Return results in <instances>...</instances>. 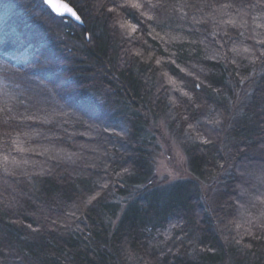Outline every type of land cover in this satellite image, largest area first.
I'll return each mask as SVG.
<instances>
[{"label":"trees","instance_id":"trees-1","mask_svg":"<svg viewBox=\"0 0 264 264\" xmlns=\"http://www.w3.org/2000/svg\"><path fill=\"white\" fill-rule=\"evenodd\" d=\"M64 1L68 48L12 14L33 57L0 52V264H264V0ZM153 118L190 178L158 184Z\"/></svg>","mask_w":264,"mask_h":264},{"label":"rangeland","instance_id":"rangeland-1","mask_svg":"<svg viewBox=\"0 0 264 264\" xmlns=\"http://www.w3.org/2000/svg\"><path fill=\"white\" fill-rule=\"evenodd\" d=\"M35 1V4L34 2ZM37 0H0V29L6 24L5 30L3 32H0V36L3 40L0 41V52L2 54H6L9 56L12 60H14L13 65H21L22 63L28 62L32 57V45L29 40H22L20 35V32H16L17 27H11L10 32H6L8 26H9V17L14 14V18L20 17V20L22 23L26 26L25 31L26 32H33L38 35L44 36L48 39V44L53 47V49H62L67 45V48L69 46V43L65 42L66 35L64 34V31L68 29H73L74 26L72 25L76 24L71 19L62 18L56 16L43 2L46 8L49 9V12H45L42 9V4H37L36 8V2ZM169 0H166L168 2ZM29 4L36 8L34 12V16H37L34 20L27 19V15L25 13V9L22 7V4ZM155 4V3H152ZM164 6L171 7V4L165 3ZM175 6V5H174ZM173 6V7H174ZM11 8H14L12 11ZM157 11L163 12V9L165 10V7H155ZM172 8V7H171ZM165 12H167L165 10ZM52 16H54L57 20L53 19ZM163 16V15H162ZM13 17V16H12ZM164 17V16H163ZM167 17V16H165ZM73 23V24H72ZM39 25L38 29H29L30 26ZM79 25V24H77ZM129 25V23L124 22L123 25L121 24L122 29L126 28ZM83 26V25H79ZM29 29V31H28ZM133 31L131 28V33H134L137 31ZM33 30V31H32ZM15 31V32H13ZM12 36L14 38V41H11V43H7L6 40L8 36ZM16 37V38H15ZM87 38L89 40V36L87 35ZM16 63V64H15ZM160 78L162 81H164L165 76H163V72H160ZM162 76V77H161ZM166 81V79H165ZM170 82V81H168ZM31 91H34L32 95H41L42 91L38 90V88L31 89ZM38 92V93H36ZM28 93V90L26 91V94ZM23 97H26L24 95ZM36 99L39 98V96L35 97ZM39 106L40 109L42 107H46L47 105H43L42 103ZM233 110V108H232ZM48 113V112H47ZM52 115V116H51ZM50 116L55 119V112H52ZM169 115V114H168ZM52 119L51 121H55ZM171 120V119H170ZM227 124V121L224 122ZM150 134L149 137L152 138L153 148L151 149L154 155V175L157 178V182L161 186H167L174 182H177L178 180L182 179H188L190 178V172L187 162V156L183 149V144L191 140V137L186 135L187 139H182V135L179 134L178 129L174 130L171 128L170 123L167 121L166 118H156L152 119L150 123L149 128ZM68 158V157H67ZM70 158V157H69ZM261 196H258L256 198L255 203L254 201L252 203L246 204L245 209L247 210H253L255 207L258 206V204L264 203V191L261 193ZM251 207L250 209H248ZM240 225L245 226L243 229H247L251 223H262L264 221V218H262V212L258 217H254L252 215H248L245 211L240 213ZM257 216V215H256ZM247 232V231H246ZM245 232V233H246ZM225 264V263H224ZM230 264V263H226ZM234 264V263H231Z\"/></svg>","mask_w":264,"mask_h":264},{"label":"snow or ice","instance_id":"snow-or-ice-1","mask_svg":"<svg viewBox=\"0 0 264 264\" xmlns=\"http://www.w3.org/2000/svg\"><path fill=\"white\" fill-rule=\"evenodd\" d=\"M47 3L50 4V6L56 10L57 12H60L61 9H63L64 11H68V12H72V15L76 16V19H80V17L72 11V9H70L68 7L67 4H60L57 3L56 0H46ZM128 3L131 4L132 7H140L141 5L138 3V0H127ZM148 2L151 4L152 7H163L166 0H156L155 4L151 3V0H148ZM258 3L262 2V0H257ZM230 5H222V7H229ZM112 9H109V11H111ZM149 20L153 19V17L149 16L148 17ZM132 30L135 31V25H132ZM259 43L264 44V40L259 41ZM261 55H264V53H261Z\"/></svg>","mask_w":264,"mask_h":264},{"label":"water","instance_id":"water-1","mask_svg":"<svg viewBox=\"0 0 264 264\" xmlns=\"http://www.w3.org/2000/svg\"><path fill=\"white\" fill-rule=\"evenodd\" d=\"M43 2L45 3V5L58 17H62V18H67V19H71L72 21H74L76 24L79 25H84L82 18L80 17V15L78 14V12L74 9L73 6H71L68 2L64 1V0H56L57 3L60 4H67L68 7L70 9H72L73 12H75L80 19H76V16L72 15V12H68V11H64L63 9H61L60 12H57L56 10H54L49 3L46 2V0H43Z\"/></svg>","mask_w":264,"mask_h":264}]
</instances>
